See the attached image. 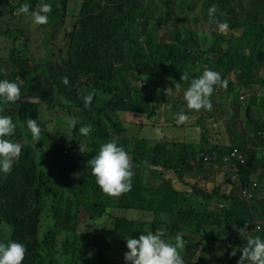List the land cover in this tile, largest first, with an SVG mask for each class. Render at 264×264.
I'll use <instances>...</instances> for the list:
<instances>
[{
  "label": "trees",
  "instance_id": "1",
  "mask_svg": "<svg viewBox=\"0 0 264 264\" xmlns=\"http://www.w3.org/2000/svg\"><path fill=\"white\" fill-rule=\"evenodd\" d=\"M76 1L78 26L65 30L54 59L52 32L37 53L24 28L9 26L22 3L0 0V80H23L19 100L0 98V114L16 125L10 139L22 145L11 172L0 178V243H23L22 264H55L56 257L67 264H126V239L145 233L141 220L113 211L135 209L151 212L152 230L165 229L166 240L182 235L186 264H238L241 253L230 256L233 248L246 246L249 236L264 240V227L255 228L264 217V159H254L255 147H264V123L255 113L264 109V0H159V8L142 0ZM213 5L218 10L210 17ZM224 22L226 33L217 26ZM206 68L227 87L214 86L210 111L189 110L183 91ZM184 72L187 81L180 80ZM92 90L85 108L82 96ZM60 108L91 114L82 153L57 126L45 127L46 115ZM180 112L192 120L183 127L175 120ZM27 119L42 127L36 143ZM236 122L249 133L235 130ZM170 127L181 134H167ZM113 139L131 157L134 173L131 190L118 197L100 190L87 164ZM82 211L86 244L78 243ZM43 216L52 229L40 239ZM245 223L243 237L238 229ZM2 224L11 229L2 234Z\"/></svg>",
  "mask_w": 264,
  "mask_h": 264
},
{
  "label": "clouds",
  "instance_id": "2",
  "mask_svg": "<svg viewBox=\"0 0 264 264\" xmlns=\"http://www.w3.org/2000/svg\"><path fill=\"white\" fill-rule=\"evenodd\" d=\"M30 8V5L22 4L19 9H17L16 14L31 16L33 22L38 25L48 22L47 14L52 11V6L50 4L41 2L35 11H31ZM217 10L216 6H211L208 9L209 16L213 17ZM217 26L218 30L221 32L226 33L228 31L229 26L226 22L218 23ZM180 80H189L188 73H182ZM61 82L64 85H68L69 79L67 77H62ZM22 83L23 80L20 77H18L15 82L0 80V98H3L4 104L15 103L20 99V86ZM227 83V80L221 79L218 72L206 68L202 75L191 79L190 85L183 91V99L186 102L187 108L196 112L202 109L210 111L212 109L210 97L214 91V86L219 84L221 87H227ZM175 87L177 91L181 90L180 83H177ZM167 92L169 95L172 94L171 89H167ZM93 96L94 90L89 92L88 95L82 96L85 108L91 105ZM260 110H255V113L262 117L263 124L264 118ZM3 111V107H0V113ZM175 120L176 123L178 125L181 124L182 127L192 121L184 112L177 113ZM26 123L31 133L32 140L35 143L38 142L40 140L42 127L36 119H27ZM68 124L70 128L74 129L77 124V119L69 118ZM236 125H239L241 129H243L241 123L236 122L233 127ZM15 128L16 125L13 123L11 116L0 114V178H3L5 174L11 172L13 162L21 155L22 145L10 139L15 132ZM92 128L93 125L88 124L80 127L79 132L83 136H88ZM171 129L175 131L178 128L171 127ZM159 134L158 132V135ZM234 149L237 150L238 148L234 147L233 150ZM79 150L82 153L84 147L79 145ZM262 151L263 154L261 156L255 154L254 159H264V147ZM64 152H66V150H64ZM87 164L91 168V174L95 178L96 184L104 194L118 197L131 190V178L134 175L132 171V160L129 154L122 147L117 145L115 139L101 145L98 154L89 159ZM260 170H262V168H260ZM79 175V173L75 174L77 178ZM235 180L234 182L232 181L233 185L237 182L238 175L235 177ZM251 184L252 186H257V182L254 180ZM247 193L250 194V196H246L251 198L252 194L249 191H247ZM261 221H264V217L261 218L259 222ZM246 228L247 223L238 229L240 235L243 237L247 233ZM165 235V229L161 228L157 229L155 232L148 231L146 234H141L138 238H127L126 247L128 251L124 254L126 264H186V261L189 260L190 257L186 259L180 254L181 250H184L186 245V241L183 239L182 235L178 233L175 236V243L166 240L164 238ZM58 236L59 235H57V239ZM246 241V246L241 249L233 248L229 255L235 256L236 252L239 250L241 255L238 264H245L246 261L248 264H264V240L259 236L254 238L249 236L246 238ZM26 251V246L23 243L15 241L8 242L7 244L0 243V264H22Z\"/></svg>",
  "mask_w": 264,
  "mask_h": 264
},
{
  "label": "rangeland",
  "instance_id": "3",
  "mask_svg": "<svg viewBox=\"0 0 264 264\" xmlns=\"http://www.w3.org/2000/svg\"><path fill=\"white\" fill-rule=\"evenodd\" d=\"M9 0H7L8 2ZM55 1L52 5L53 9L50 13L56 15V18H54L53 21L50 19V13H48V22L46 24L38 25L35 24L31 18V16H25V15H17L12 18L9 14V16L12 18V21H9V26L13 28H18L22 27L24 28L31 40V45L32 47L39 52H43V41L45 38L46 33L50 31L52 32V43H49L52 45V52L54 53L53 58L58 59L59 58V53L58 50L60 48L61 42L63 41L65 37V30L70 29L74 30L75 26H78V22L74 20V18L77 15V1L76 0H51ZM80 1V0H78ZM48 3L50 4L49 0H11V3L8 2V4H15V3H22V4H28L31 6V9H36L38 5L41 3ZM144 4H150L154 8H159L161 7L159 0H142ZM31 3L33 5H31ZM6 9V8H5ZM165 31V30H163ZM64 44V42H63ZM103 97V94L101 95ZM184 101V99H183ZM185 102V101H184ZM223 101L221 100V105ZM186 104V102H185ZM171 112L169 110H166L164 112L165 115L170 114ZM62 116V117H61ZM59 117V118H58ZM125 119L131 120V121H136V118L131 115V114H126ZM69 118H76L77 119V124H76V134L73 131V128L69 127L68 120ZM57 120H63L67 121V124L65 123H56ZM45 127L54 129V126H57L59 130L63 132V137H64V142L69 145L72 140H74L78 145H82L83 147H86V136H83L80 134L79 129L82 126L92 124L93 125V120L91 117V114L89 110L85 109H76V108H70V109H63L60 108L56 113L51 112L48 115H46V120H45ZM58 124V125H57ZM178 129L177 132L180 133L181 128L177 127ZM235 128L238 129V127L235 126ZM167 134L171 133V127L166 130ZM152 143V141H151ZM131 145V144H130ZM175 185V184H174ZM181 188V187H180ZM178 188V189H180ZM50 201H46V207H49ZM83 212V211H82ZM115 215H122V216H128L134 220H141L142 221V231L146 234L148 231H152V227L150 222L154 219V215L151 212H142L140 210H128V211H113V216ZM86 217L87 215L85 212L79 214V231H82V234L79 238L78 243L79 244H85L86 243V238L84 237L85 233V227H86ZM159 217H163V215H160ZM264 221L257 222L255 224V228H263ZM10 225L8 224H2L1 226V232L2 234L10 230ZM52 229V224L49 218H46L43 216L41 220V224L39 225L38 229V236L40 239H43L45 235L49 232V230ZM92 230V229H91ZM93 230H97L96 227H93ZM192 236V235H191ZM70 241L74 240V236H67ZM195 237V236H194ZM59 240L63 238V236L59 235L58 236ZM180 254L184 256L186 259L190 257L189 253L186 252V250H181ZM68 260L67 259H62L60 257L55 258V264H67Z\"/></svg>",
  "mask_w": 264,
  "mask_h": 264
},
{
  "label": "crops",
  "instance_id": "4",
  "mask_svg": "<svg viewBox=\"0 0 264 264\" xmlns=\"http://www.w3.org/2000/svg\"><path fill=\"white\" fill-rule=\"evenodd\" d=\"M260 113L262 114V116H263V118H264V110H263V109L260 110ZM236 127H238V129L235 128V126H234L233 128H234L235 130H237L238 132L242 131V132H244V133H249V130H248V129H245V128L241 129V127H240L239 125H236ZM175 132H176L177 134H179V133L177 132V130H175ZM181 132H182V130H180V134H181ZM255 150H256V154H257L258 156H261V155L263 154V151H262V149H261L260 146L255 147Z\"/></svg>",
  "mask_w": 264,
  "mask_h": 264
},
{
  "label": "built area",
  "instance_id": "5",
  "mask_svg": "<svg viewBox=\"0 0 264 264\" xmlns=\"http://www.w3.org/2000/svg\"><path fill=\"white\" fill-rule=\"evenodd\" d=\"M236 152H237V150L234 149V150L232 151L231 154L234 155ZM234 179H235V178H234ZM234 179H233V180H234ZM233 180H232V181H233ZM243 194H244V195H247V196H250V194H248L246 190L243 191ZM246 264H248V262H247Z\"/></svg>",
  "mask_w": 264,
  "mask_h": 264
}]
</instances>
